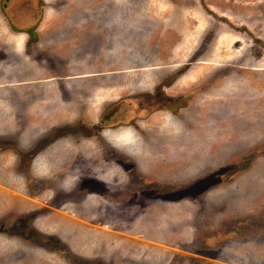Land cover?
Listing matches in <instances>:
<instances>
[{
	"label": "rangeland",
	"instance_id": "rangeland-1",
	"mask_svg": "<svg viewBox=\"0 0 264 264\" xmlns=\"http://www.w3.org/2000/svg\"><path fill=\"white\" fill-rule=\"evenodd\" d=\"M33 1L28 55L0 0V264H264V0Z\"/></svg>",
	"mask_w": 264,
	"mask_h": 264
},
{
	"label": "flooded vegetation",
	"instance_id": "flooded-vegetation-1",
	"mask_svg": "<svg viewBox=\"0 0 264 264\" xmlns=\"http://www.w3.org/2000/svg\"><path fill=\"white\" fill-rule=\"evenodd\" d=\"M6 1V5L4 7H6L9 4H12L9 6H7L8 8H10L8 11L11 14H7L5 13L6 17L8 18V23L12 26L11 29L17 33H25L27 34L26 39H25V54L28 55H33V51L32 49H37L38 44L40 43L39 40V36L35 35V33H37V29L39 27V25L42 23V20H38L36 21L35 19H32V14H31V9L34 5V1L33 0H17V2H22L21 4L23 6L27 7V11L28 12H17L13 10V7L15 6L13 2V0H5ZM15 1V0H14ZM36 2V0H35ZM10 15V16H9ZM35 45V46H34ZM61 45V44H60ZM46 56H43L42 58H47L48 57H53L54 55L52 53H50L49 51H44ZM49 52V54L47 53ZM39 56V55H38ZM41 58V57H40ZM48 59V58H47ZM55 60V59H54ZM60 87L62 88V85H60ZM108 113L103 114L102 117L100 118V123H103V125L110 119H116V113L118 112V108L117 107H109L108 109ZM106 113V112H105ZM132 113V109H127L126 114L124 115L125 117L130 116ZM133 117V116H132ZM120 118V117H119ZM135 118V117H134ZM136 120H142V119H122V122L124 123H132ZM103 125H101L102 127H104ZM129 125V124H128ZM123 126V125H122ZM114 127H120V126H114ZM109 128H113V127H104V130H108ZM77 133V132H75ZM58 132H53L51 136L55 137V138H59L58 136ZM33 152L31 151L30 154H32Z\"/></svg>",
	"mask_w": 264,
	"mask_h": 264
},
{
	"label": "water",
	"instance_id": "water-1",
	"mask_svg": "<svg viewBox=\"0 0 264 264\" xmlns=\"http://www.w3.org/2000/svg\"><path fill=\"white\" fill-rule=\"evenodd\" d=\"M13 10H14V8H13Z\"/></svg>",
	"mask_w": 264,
	"mask_h": 264
}]
</instances>
